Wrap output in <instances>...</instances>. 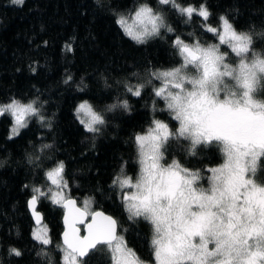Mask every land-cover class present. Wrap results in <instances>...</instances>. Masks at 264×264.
Segmentation results:
<instances>
[{
    "label": "trees",
    "instance_id": "1",
    "mask_svg": "<svg viewBox=\"0 0 264 264\" xmlns=\"http://www.w3.org/2000/svg\"><path fill=\"white\" fill-rule=\"evenodd\" d=\"M176 3L182 7L204 3L211 13L207 24L219 27V17L229 18L238 31L252 35L254 51L264 55V0ZM141 4L161 12L175 32H164L144 44L127 37L116 23L118 15L128 16ZM185 20L158 0H24L22 4L0 0V106L12 100L35 101L39 109V116H31L28 127L12 138L11 115L0 116V264H63V208L47 199L38 204L49 227L48 246L32 238L35 226L28 211L31 189L50 187L44 174L60 161L65 164L70 197L82 208V200L91 199L92 212L115 218L118 235L128 248L141 261L155 264L151 225L142 218L128 219L123 193L112 182L121 175L122 167L128 176H137L136 134L145 133L153 120L172 128L177 124L165 102L153 94L161 82L152 79L148 83L151 71L179 62L172 38L179 35L205 45L218 42L204 31L199 17ZM221 51H227L229 64L236 66L239 58L227 46H221ZM138 84L145 85L139 98L126 91V86ZM253 96L264 102V81ZM123 100L129 102L130 110L107 111L109 105ZM85 101L106 119L99 133L87 132L76 118V108ZM169 144L165 161L177 160L183 167L199 171L202 185L210 175L207 169L224 162L216 142L199 146L195 155L189 154L188 141L171 140ZM255 179L264 183V157L258 161ZM13 248L22 255L11 254ZM86 259L88 264H110L106 246Z\"/></svg>",
    "mask_w": 264,
    "mask_h": 264
},
{
    "label": "snow or ice",
    "instance_id": "2",
    "mask_svg": "<svg viewBox=\"0 0 264 264\" xmlns=\"http://www.w3.org/2000/svg\"><path fill=\"white\" fill-rule=\"evenodd\" d=\"M12 2L22 4L24 0ZM158 2L173 7L186 18L185 23L194 15L199 17L204 31L218 42L205 45L179 35L172 38L179 62L151 71L148 83L152 79L161 82L153 94L165 102L178 127L173 131L168 124L153 120L145 133L136 134L138 174L128 176L122 167L112 184L123 193L128 219L142 218L151 225L155 264H264V183L255 179L258 161L264 157V102L253 96L264 81V55L254 51L252 35L238 31L229 18L219 17V27L207 24L211 13L204 3L182 7L176 0ZM116 23L138 44L175 32L163 14L148 4L139 5L128 16L118 15ZM221 46L239 58L236 66H230L228 52H222ZM144 88L138 84L126 86V91L139 98ZM34 105L35 101L22 104L12 100L0 106V116L7 113L13 118V136L27 127L28 117L39 116ZM116 108L128 111L130 105L123 100L109 105L107 111ZM76 118L90 133H99V126L106 124L104 115L87 101L76 108ZM40 121L44 123L42 116ZM181 139L189 142L190 155L201 145L216 142L221 147L224 162L207 169L208 187L199 183V171L189 170L177 160L165 161L169 142ZM64 172L63 161L46 171L51 187L47 191L33 187L28 200L37 222L42 220L37 211L41 199L66 210L63 264H88L86 258L98 245L106 246L110 264H147L118 235L115 218L103 212L89 213L87 201L83 208L76 206L66 194L69 185ZM89 214L92 220L86 225L87 235L81 237L76 225L83 224ZM33 239L42 246L51 244L42 226ZM10 252L22 255L15 248Z\"/></svg>",
    "mask_w": 264,
    "mask_h": 264
},
{
    "label": "rangeland",
    "instance_id": "3",
    "mask_svg": "<svg viewBox=\"0 0 264 264\" xmlns=\"http://www.w3.org/2000/svg\"><path fill=\"white\" fill-rule=\"evenodd\" d=\"M14 4H16V3H14ZM195 16V15H194ZM231 66V65H230ZM234 67V66H233ZM21 103V102H20ZM23 104V103H22ZM35 106V105H34ZM31 117V116H30ZM30 117H28L27 118V121H28V123H27V127H28V125H29V123H30ZM12 118V117H11ZM177 124L174 126V128H172L171 126H169V128L171 129V130H173V131H175V129L178 127V122L177 121H175ZM13 126H14V121H13V118H12V126H11V130H12V128H13ZM23 129H25V128H22V129H20V131H19V134H20V132L23 130ZM10 136L11 137H16V136H18V135H15V136H13L12 135V131H10ZM207 184V182H205L204 183V187H208V185H206ZM69 185V184H68ZM51 187V186H50ZM49 188V187H48ZM47 188V189H48ZM47 189L45 190V191H47ZM66 194L68 195V196H70V187H68L66 190ZM88 202V208H89V213H91L92 212V208H93V202H92V200L91 199H84V200H82V206L84 207L85 206V202ZM42 227L44 228V229H46L47 230V235L49 236V227H48V225L47 224H43L42 225ZM41 230V226L40 227H34V229H33V231H32V238H33V234L34 233H37V232H39ZM63 249V248H62ZM62 256H63V251H62ZM63 260V259H62Z\"/></svg>",
    "mask_w": 264,
    "mask_h": 264
},
{
    "label": "water",
    "instance_id": "4",
    "mask_svg": "<svg viewBox=\"0 0 264 264\" xmlns=\"http://www.w3.org/2000/svg\"><path fill=\"white\" fill-rule=\"evenodd\" d=\"M73 200H74V199H73ZM75 201H76V200H75ZM76 206L79 207L78 204H77V201H76ZM38 208H39V206H37V211H38ZM63 209H64V208H63ZM28 211H29V214H30V216H31V219H32V222H33V226H35V227H40V226H42V225L44 224L45 221H44V217H43V214H42V213H40V212L38 211V213L42 216V220H41L40 222H37V221L35 220L33 214L31 213L29 207H28ZM65 214H66V210L64 209V215H63V219H62V223H63V227H64V232L66 231V225H65V223H64V217H65ZM105 215H106V214H105ZM91 220H92V217H91V219L89 220V218H88V216H87V218L85 219V221H84L83 224H77V225H76V227L79 229V235H80L81 237L87 235V227H86V225H87L88 223H90ZM81 227H83V229H84V230H83V231H84V234H83V235H82ZM117 231H118V233H119V228L117 229ZM64 232H63V233H64ZM61 241H62V244H63V234H62V237H61ZM63 246H64V245H63ZM100 246H103V245H98L97 248L100 247ZM95 250H96V249H95ZM95 250H92V251L90 252V254H91L92 252H94ZM90 254H89V255H90Z\"/></svg>",
    "mask_w": 264,
    "mask_h": 264
},
{
    "label": "bare ground",
    "instance_id": "5",
    "mask_svg": "<svg viewBox=\"0 0 264 264\" xmlns=\"http://www.w3.org/2000/svg\"><path fill=\"white\" fill-rule=\"evenodd\" d=\"M77 204H78V203H77ZM78 206H79V205H78ZM79 207H80V206H79ZM80 208H82V207H80ZM63 210H64V209H63ZM91 217H92L91 214H89V215H88L89 220L91 219ZM62 224H63V223H62ZM81 230H82V231L84 230L83 227H81ZM83 234H84V231H83ZM83 234H82V235H83Z\"/></svg>",
    "mask_w": 264,
    "mask_h": 264
}]
</instances>
